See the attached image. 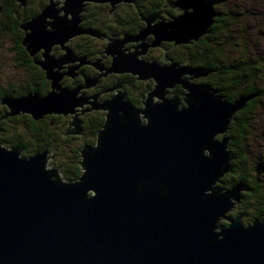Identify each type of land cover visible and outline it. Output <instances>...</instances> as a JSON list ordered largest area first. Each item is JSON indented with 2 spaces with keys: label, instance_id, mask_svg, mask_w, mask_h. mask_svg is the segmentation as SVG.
<instances>
[{
  "label": "water",
  "instance_id": "water-1",
  "mask_svg": "<svg viewBox=\"0 0 264 264\" xmlns=\"http://www.w3.org/2000/svg\"><path fill=\"white\" fill-rule=\"evenodd\" d=\"M90 1H110L114 9L130 0H63L57 9L50 0L22 26L29 52L45 49L43 66L53 83L45 96L5 98L11 115L28 113L39 120L85 108L78 89L55 91L59 76L50 64L75 60L72 51L66 47L58 59L49 52L52 45L87 32L79 27V14ZM165 2L182 14L173 21L158 11L146 18L139 14L145 29L108 42L106 53L113 56L108 71L153 78L156 88L143 109L122 92L102 104L106 121L96 147L81 150L83 172L77 180L62 181L46 169L45 151L26 157L0 145V264H264V221L244 224L243 215H226L241 201L242 184L222 186L221 178L230 171L229 137L216 138L226 132L232 113L255 94L228 104L209 85L182 80L185 74L205 76L208 70L178 63L160 67L138 57L160 40L200 39L217 14L210 2ZM155 18L161 21L149 25ZM147 34L154 40L147 42ZM129 41H140L133 52L122 49ZM177 83L189 91L183 95L184 107L174 96H164L166 87ZM72 123L76 129L67 133H80L77 117ZM221 219L228 225L221 226Z\"/></svg>",
  "mask_w": 264,
  "mask_h": 264
},
{
  "label": "rangeland",
  "instance_id": "rangeland-1",
  "mask_svg": "<svg viewBox=\"0 0 264 264\" xmlns=\"http://www.w3.org/2000/svg\"><path fill=\"white\" fill-rule=\"evenodd\" d=\"M9 1L15 2L16 11L21 10L20 12L24 14H26L28 9L30 11V9H33L34 7L40 8L42 2H46V3L48 2V0H23V3L21 4L18 0H9ZM57 1L58 0H55V2ZM61 1L58 2L56 9L63 6V3L61 4ZM107 2L110 3V1ZM200 2L202 4H207L208 2H210L211 9L214 8V10L217 12L215 17L213 18L214 22L209 27L207 32L204 35H202L200 39L194 40L192 38L193 40L191 42L178 43V44L177 43L175 44L172 40L169 41L160 40L157 45L148 46L145 53H149V55L151 54L153 57H159L160 61L163 62L165 61L164 65L174 63L173 61L169 62L170 59L169 56H172L174 59H178V61L180 62L186 61L185 63L184 62L181 63H183L182 65L184 66H188L189 65L188 61H190L193 58V55L195 54L194 51H196L199 47H201L203 43L208 42L211 50L216 54L217 53L219 54L222 63L223 62H225L226 64L233 63L235 65H240V66L241 64H243L245 65L244 67H247L246 64L248 65L249 63H253L254 61L255 62L257 61L258 64L261 65L260 77H258L257 74L255 75L254 80L258 88L264 86V0H200ZM156 3L160 4L158 8H155ZM118 4L119 5L114 7L112 12L109 11V8H107V6H103L101 8L98 6L99 7L98 9H92L93 6L89 5L88 7L91 10L87 12L88 16L79 22V26L83 28L92 27L93 29H96L98 31L102 29L101 31L107 34L111 32V34L108 35L110 37V39L108 40L109 42L110 40H114V39L121 40L124 38V35L136 36L139 33V31L145 29L146 22L141 19L139 14H141L142 17L146 18L152 13L158 11L160 17L168 21H173L177 16L182 14L181 11L172 8L167 2H165V0H130L129 4H125V3H118ZM46 5H49V2ZM43 10L44 8L40 12H42ZM189 11H192V8H190ZM40 12L35 13V16L32 15L31 13H28L26 15V18L31 17L29 19L31 20L35 18L37 15H39ZM134 12L136 15H134ZM5 17L6 15H4L3 12L0 13V18L4 19ZM69 18H71V15H69ZM217 18L219 19L218 21ZM49 19L50 18H48V21ZM131 20L136 21V22L134 21L133 24H131L133 26H136V28L138 27L137 30L136 28L134 29L136 30L135 32L134 30L128 31L130 26H128L127 25L128 23L126 24V22H129ZM159 21H161V19L155 18L152 22L149 23V25L152 26L153 24H156ZM84 25L86 27H84ZM127 28L128 30H126ZM112 32L118 35L112 34ZM77 40L80 41L81 43L84 42L85 44L87 43V41H89V39L86 37H84V39L80 37L77 38ZM145 40L147 42L153 41L154 40L153 34H147L145 36ZM98 42L101 43L100 41ZM89 43L90 42H88L87 45ZM193 43H196L197 45L192 47ZM102 44H97V46ZM139 44L140 41H129L124 43L122 49L131 47L133 52L134 47ZM88 50L89 51L87 52V54L88 53L92 54V52H94L93 48H88ZM141 55L143 56L144 54ZM16 56L17 54L13 49V44L7 41V39L4 38L3 36L0 37V83L1 84L9 83L8 80L13 79V77H16V79L19 78V80L20 79L22 80L24 78L25 71L20 66L19 68H16L14 66ZM161 56L163 60L160 58ZM138 57H140V55H138ZM196 67H199L198 64ZM116 73H127V72H116ZM110 74H114V73H110ZM186 75L187 78L185 80L189 82L196 81L198 79L197 77H195L194 79L196 80H192L188 77L190 75L189 73L185 74L184 76ZM191 76L192 75H190V77ZM148 79L150 78H147V80H143V79L139 80L138 78V80H136L135 82L138 89H136L135 91L132 90V96L134 98L133 99L134 101L132 99L128 100L126 97L125 100L129 101L137 108H141V107L144 108L149 93L156 88L155 84L157 83L156 80L153 78L150 79L151 81L154 80L153 83H151V81H148ZM199 79H203L202 76H199ZM48 81L52 82L51 79H48ZM81 82L83 85H87L88 81L84 80ZM150 83H151L150 86L151 88L150 90L147 91L145 87L148 86ZM200 83H205V82H200ZM136 86L134 87L136 88ZM92 87L94 86H91V88ZM262 89L253 92L252 94H255V96L264 97V90ZM188 92L189 91L186 89L185 93L182 92L183 94L180 93L179 95H177V97L181 99L182 106L186 105L185 101L183 100V95L187 94ZM175 95L176 93L174 87H166L164 91V96L166 98H171L172 96ZM240 97L232 101V103L230 104H234V102L238 100ZM154 98L155 97L153 96L152 99L154 100ZM250 99L251 98L247 99L244 102V104H247V102ZM258 105H256L253 108V111L255 112L253 113V117L247 120V122L248 121L249 122L247 125L248 126L247 130L246 132H244L245 137L243 139V142L245 148L248 150L247 152L248 155L245 158L247 162L242 164L243 166H246V168L250 171V173H252L253 176H256V179L261 181L262 183L264 180V99H263V103ZM76 108L83 109V107L81 106H75L74 111L76 110ZM238 110H240V108L237 109L235 112H237ZM234 113L232 115H234ZM98 115H99L98 112L97 113L94 112L92 116H98ZM65 116L68 117L62 121H58L57 123H52V124H50L51 121L49 120V118H44L43 121H46L48 123L46 125V131L41 132L40 134L41 136L39 137L36 136L37 137L36 140L33 138L28 140L27 139L28 134H27L26 141H30L32 144L35 145V147H40L41 150L39 152H43V151H45V153L47 152L45 154V161H44L46 169L48 170L55 169L57 172L56 173L57 176L62 181H75L78 178L75 180L68 179L69 176L71 175V172L69 170L71 169L72 171L73 169H75V167H79L80 172L81 173L83 172V167L81 164L83 160V156L81 154V150L85 147L86 143L87 145L96 147L97 136L101 129L96 133V129L94 127L93 129L95 131L92 128L90 129L91 127L90 125L85 123L86 127H84L83 126L84 123H82L80 133L68 134L67 133L68 129L76 127V125L73 124L72 121L74 120L75 117L78 118V116L73 114L72 112L65 114ZM81 117H83V115L79 116V119ZM232 121L233 119H231V122ZM230 123L228 124V127L230 126ZM15 124H16L15 122L14 124L10 122V126ZM5 125H8L7 122L5 123ZM15 126L18 127V129L22 127V125H15ZM1 136L2 135H0V141L1 139H3ZM228 136L230 137V130L227 129L226 132L216 135V138L222 141L224 137H228ZM23 138L25 139V136H23ZM6 139L7 138H5V140ZM2 143H4V145L0 143L1 146L5 148L8 147L11 149L12 147L10 146L11 142L7 141ZM23 143L24 141L22 142V144ZM12 148L19 149L20 155L25 156L23 155L24 154L22 151L23 148H18L16 146ZM227 150L230 152V156H231V160L229 163L231 168L232 160L234 163L239 164L240 159L232 153L229 146ZM30 156H26V157H30ZM256 167H258V169H255ZM229 176L230 173L227 172L223 175L221 179L226 178L225 179L226 182ZM219 184L221 183H218V185ZM240 190H241L239 191L240 195L241 193H244L242 195L244 196L243 202L242 203H240L241 201L234 202L235 205L231 210L227 212L226 215L230 217H236L238 214L236 216H232L234 212H238V213L245 212L246 214L242 217V221L244 224L252 223L254 219H260L264 221V216H262L264 214L254 216L256 212H260L264 210L261 209L264 208V184L260 192L250 191V193H248L247 191L244 190L243 187ZM237 207H239V209ZM223 223L228 224L227 220L221 219L220 225L222 226Z\"/></svg>",
  "mask_w": 264,
  "mask_h": 264
},
{
  "label": "flooded vegetation",
  "instance_id": "flooded-vegetation-1",
  "mask_svg": "<svg viewBox=\"0 0 264 264\" xmlns=\"http://www.w3.org/2000/svg\"><path fill=\"white\" fill-rule=\"evenodd\" d=\"M49 1L50 0H48V2ZM60 1L58 0L57 3ZM10 2H13V1H10ZM48 2L46 4H48ZM62 3H63V1H61V4ZM90 3H92V4H90ZM119 3L129 4V2H127V1H122ZM46 4L43 6V8L45 6H47ZM89 5L93 6L92 9H98L99 7L101 8L103 6H107V8H109V11H111V12L113 11V8L112 9L110 8V6L112 4L109 2H92V1L86 2L84 7H83V10L80 12L81 13L80 14L81 20L85 19L88 16L87 12L89 10H91L88 7ZM118 5L119 4L116 3L114 7H116ZM158 6H160V4L156 3V8H158ZM20 11L21 10L16 11V9H15L14 18L10 17V15H9V1L8 0H0V13L3 12L4 15H6V17L4 19L0 18V37L3 36L4 38L7 39V41H9L13 44V49L17 54V56L15 57L14 66L16 68H19V66H20L25 71V75H24V78L22 80L21 79L19 80V78L16 79V77H13V79L8 80L9 83H7V84H3V83L1 84L0 83V103H1L0 104V135H2L1 137L3 139L6 138L8 133L13 132L15 129H18V127H16L15 125H22V127H20V129L23 130V127H24V131L26 130L29 132L30 131L29 127H28V129H25V124H24L25 122L22 123V121H26L25 119L30 120V121L28 120V122H29L28 125H34V123H36V124L46 126L48 123L46 121H43L44 118H49V120L51 121L50 124H52V123H57L58 121H62L68 117V116H65V114L52 113V114H48V115L44 116L43 118H41L39 120H35L32 117V115L28 114V113H20V114H16V115H11L9 106L6 103H4L5 98L15 99V98H19L21 96L27 95L29 93H38L39 96H45L52 90L53 79L50 78V79H52V82L48 81L49 78L47 75V69L43 66V63L46 60V56L44 55L45 49L44 48L40 49L39 51L31 54L29 52V50L27 49V47L24 45L23 38L26 36L27 31L24 30V28L22 26L28 22L29 18H26V15H27V12H26V14H24V17H22V19L19 20L17 18V16H18V12H20ZM61 12H63V11H61ZM60 14L63 15L64 12L60 13ZM134 15H136L135 12H134ZM134 21L135 20H131L129 22H126V24L128 23L127 25L130 26L129 30H128V28L126 30L132 31L136 28V26L131 25V24H133ZM84 27H86V26L84 25ZM80 28L82 30H87V32L81 33L79 35H76V36L70 38L64 45H61L58 43L52 45L50 52H49V57H54L55 59H58V58L64 57V55L67 52L66 47H69V49L73 53L72 58H74L75 60L70 58V60L67 59L65 61V63H63L62 65H54L53 63H51L50 66H51L52 72L56 73L59 76L60 87L57 88L55 91L57 92V91L65 89V88H67V89H78L77 99L80 100V98H82L81 102L83 104H86V105H85V108H83V109L82 108L81 109L76 108V110L73 114L78 116L77 119L79 120L80 126H82V123H84V125H83L84 127H86V124H88L91 126L90 129L91 128L93 129V127H94L96 129V133H97L104 126L105 121H106V116H107V110L105 109V107L102 104L107 99H110L111 97H113L117 92H122L125 94V96L128 100H131V99L133 100L134 98L132 96V90L135 91L136 89H138V87L136 86V83H135L136 80H138V78H137V76H135L129 72H127V73H116L115 71H111V70L108 71V69L111 66L112 57H113L108 52L106 53L108 40L110 39V37L108 35H110L111 32L108 34L103 33V31H101L102 29L100 31H98L96 29H93L92 27H88V28L80 27ZM137 29H138V27L136 28V30ZM95 32H97L99 34H95ZM112 34L118 35L114 32H112ZM97 35H101V37L97 36ZM80 37H82L83 39H84V37L88 38L89 41H87V43L88 42H90V43L88 45H87V43L85 44L84 42L81 43L80 41L77 40V38H80ZM98 41H100L101 43H99ZM96 43L97 44L103 43V44L97 46ZM197 43H199V42H197ZM195 45H197V44L193 43L192 47H194ZM88 48H93V50L95 48H97V49H95L94 52H92V54H90V53L87 54V52L89 51ZM126 49H127L126 52L132 51L131 47L126 48ZM195 52L196 51H194V53ZM141 57H144L148 60L152 59V60L160 61L159 57H153L151 54L149 55V53H146L143 56L140 55V58ZM151 57H153V58H151ZM169 57H170L169 62L173 61L174 63H178L177 62L178 59H174L172 56H169ZM160 58L162 59V56ZM49 62H51V61H49ZM160 62L163 63V61H160ZM181 62L185 63L186 61H181ZM181 62L179 61V63H181ZM254 62L249 63L248 65L246 64L247 67H244L245 65H243V64H241V66H240V65H235L233 63H227V64L225 62L222 63V60L220 59L221 65H217L218 64V62H217V64L214 63V65L216 67H208V66L205 67V69L208 70L209 72L206 74V76L202 77L203 79H199V77H197L198 78L197 80L194 79L196 81H190L189 83H191V82L192 83L193 82L194 83L205 82L207 84L209 83L212 85V87L214 88L216 93L218 95H220L224 101H226L227 103H232V101L235 100L234 96L238 93L237 91H239V88H243V85L246 84L244 82V80H243V82L240 81V79L242 78V77H240L241 72L243 75V79L245 78V75H249L248 72H253V71H255V73H256L255 75H257L259 73L258 77H260V70H261L260 66L261 65L258 64L257 61L255 63ZM188 63L192 67L197 66V64L192 63V59L190 61H188ZM85 66H87L88 68ZM41 72L44 75L45 82L46 81L48 82L49 89H48L47 93L41 94L38 91H29L25 94L16 95L17 92L19 90H21L22 86H24L27 82H29V80L32 77L34 78V80L39 81V85H41L42 81H43L42 77L40 75ZM110 73H114V74H110ZM186 78H187V75L182 76V79H186ZM79 79H81V80H79ZM88 79L94 80L93 84L91 85L94 87H92V88H91V86L85 87L86 85L82 84L81 81H84V80L88 81ZM151 83H153V81H151ZM151 83L145 87V89L147 91L150 90ZM87 84H89V82H87ZM134 86H136V88ZM174 88H175V93H176L175 96L179 95L180 93L183 94L182 92L186 91V88H184L183 85H180V84L177 86H174ZM262 88H264V86L260 87V89H262ZM262 90H264V89H262ZM243 95L248 96V94H244V93L240 94V96H243ZM263 99H264V97L254 95V97L251 98L248 101V103L245 104L238 111L239 114L236 118H234L235 114L232 115V119L233 118L234 119L232 121L233 124L229 129L230 130V137L228 136L229 137L228 146L231 149L232 153L236 157H238L239 159H245L248 155L247 154L248 150L245 148V145L243 142V139L245 137L244 132H246V130L244 131V127H246V126H244V124L242 125L243 121L247 123V121H246L247 119L244 120L247 117V113H248L247 108L250 109L249 116H250V118H252L253 113H255L253 111V108L258 104H262ZM94 112H96V113L98 112L99 115L98 116H92ZM81 115H83V117H81L79 119V116H81ZM6 122L8 125H5ZM10 122L13 124L15 122L16 124L10 126ZM18 123H20V124H18ZM93 124H95V125H93ZM85 129H87V128H85ZM3 139H1V141ZM25 144H27V145H25ZM3 145H4V143H3ZM31 145H34V144H32L30 141H27L24 143V146H31ZM18 146H20V145H18ZM22 151H23V149H22ZM240 166L246 167V166H243L242 163L237 164V163H234L232 160V167L230 168V171H229L230 176L226 180V182H225L226 178L221 179L222 186H224L225 188H229V187H232L234 185V182L236 179L235 175L237 174L236 168H239ZM255 169H258V167H256ZM255 178H256V176H255ZM242 187L245 189V191H253V190H251L252 189L251 187H247V189L243 185H242ZM243 199H244V196H242V200L240 203L243 202ZM237 208L239 209V207H237ZM261 209H264V208H261ZM237 213L238 212H234L233 214H237ZM239 213H241V212H239ZM241 214L244 216L246 213L243 212ZM262 214H264V210H262L260 212H256V214L254 216L262 215Z\"/></svg>",
  "mask_w": 264,
  "mask_h": 264
},
{
  "label": "trees",
  "instance_id": "trees-1",
  "mask_svg": "<svg viewBox=\"0 0 264 264\" xmlns=\"http://www.w3.org/2000/svg\"><path fill=\"white\" fill-rule=\"evenodd\" d=\"M45 4H46V2H42L40 8L34 7L33 9H30V11L28 9L27 12L29 11L28 13H31L32 15L35 16V13L40 12ZM9 7H10L9 8V15H10V17L14 18L15 9H16L15 8L16 7L15 2H10L9 1ZM155 8H156V6H155ZM153 11H154V9H153ZM22 17H24V13L18 12L17 18L19 20H21ZM30 18L31 17H29V19ZM218 18H217V21L219 20ZM135 31L136 30H134V32ZM177 62H179V61H177ZM217 62H218V64H217ZM192 63L198 64V66H203V67H206V66H208V67H216L214 65V63L217 64V65H221L219 54L218 53L216 54L215 52H213L211 50V48L209 47L208 42L203 43V45H201V47H199L196 50V52H195V54L193 55V58H192ZM248 73H249V75H245V78L243 79V75H242V72H241L240 77H242V78L240 79V81L243 82V80H244V82L246 84L243 85V88H239V91H237L238 93L234 96L235 99L240 97L241 93L252 94L253 92L259 91L260 88H258V86H256V82L254 80L255 74H256L255 71L248 72ZM40 75H41L42 80H43L41 85H39V81L34 80V78L32 77L29 80V82H27L24 86H22L21 90H19L16 95L25 94V93H27L29 91H38L41 94L47 93V91L49 89L48 82L47 81L45 82L44 75H43L42 72L40 73ZM148 81H150V80H148ZM247 110H248L247 117L244 120H246V119L249 120L250 119V116H249L250 109L247 108ZM238 111L234 113L235 114L234 118H236L238 116V114H239ZM25 120L26 121H22V123L25 122L24 123L25 124V129H28V127H29L30 131L29 132L26 131V130L24 131V129L21 130L20 128L19 129H15L13 132L8 133V135L6 136V138H7L6 140L11 142L10 146H12V147L16 146L18 148H23V153H24L23 155L30 156V155L35 154L37 151H40L41 149H40V147H35V146H24V143L27 142L26 141L27 134H28V137H27L28 140H30L31 138L36 140L37 137L41 136L40 135L41 132H45L46 131V126L45 125L36 124V123H34V125H28L29 124V122H28L29 119L28 120L25 119ZM232 124H233V122L230 123V126H229L228 130L230 129ZM243 124H244V126L247 127L248 122L246 123V122L243 121L242 125ZM246 127H244V131L247 130ZM23 136H25V139L23 138ZM6 140L4 139L3 141H0V143L3 144L2 142H7ZM23 141H24V143L22 144ZM18 145H20V146H18ZM85 146H89V145H87V143H86ZM240 162L241 163H246L247 161L245 159H240ZM79 169H80L79 167H75V169H73L72 171L70 169L69 171L71 172V175L69 176L68 179L69 180H75V179L79 178L80 173H81ZM236 171H237V174L235 175L236 179H235V182H234L233 186L241 183L246 189H247V187H251L252 188L251 190H253V192H260L262 190V186L264 184V181L261 183V181L257 180L255 178V176H253L252 173H250V171L246 167L240 166L239 168H236ZM247 192L250 193V191H247ZM242 195H243V193H242ZM237 214H232V216H236ZM262 216H264V215H262ZM226 225H228V224L227 223H223V226H226Z\"/></svg>",
  "mask_w": 264,
  "mask_h": 264
},
{
  "label": "bare ground",
  "instance_id": "bare-ground-1",
  "mask_svg": "<svg viewBox=\"0 0 264 264\" xmlns=\"http://www.w3.org/2000/svg\"><path fill=\"white\" fill-rule=\"evenodd\" d=\"M99 34V33H98ZM89 35V34H88ZM193 40V39H192ZM191 40V41H192ZM191 41H189V42H191ZM174 42V41H173ZM175 43V42H174ZM144 54H146V53H144ZM143 59H146V58H144L143 57ZM148 59H146V61H147ZM148 61H155L156 63H158L159 64V66L160 67H163V66H165L164 65V62L162 63V62H160V61H158V60H148ZM178 64H180V65H182V63H178ZM167 65H169V64H167ZM182 66H184V65H182ZM184 67H188V68H204L205 69V67H203V66H199V67H192V66H190V64L188 65V66H184ZM190 75H192V74H190ZM190 75H189V78L190 79H192V80H194V78L195 77H197V76H194V75H192L191 77H190ZM203 77V76H202ZM150 79H152V78H150ZM150 79H148V80H150ZM143 80H147V79H143ZM183 81H186V82H188L189 83V81H187V80H185V79H182ZM154 81V80H153ZM194 83V82H193ZM177 84H179V83H177ZM176 84V85H177ZM200 84H206V85H209V84H207V83H200ZM181 85V84H180ZM212 89H214L211 85H209ZM118 88V87H117ZM185 93V92H184ZM155 98H154V100H156V101H159L160 100V98H158V97H156V96H154ZM175 98H177L178 99V101H179V106L180 107H184V106H182L181 105V99L179 98V97H177V96H174ZM186 103V102H185ZM229 104V103H228ZM141 109H143V107H141ZM70 113V112H69ZM72 113H74V111L72 112ZM234 113V112H233ZM232 113V114H233ZM81 127V126H80ZM229 127H227V129H228ZM76 129V127L75 128H70V129H68V131L69 130H71V131H73V130H75ZM218 139V138H217ZM90 146V145H89ZM228 148V147H227ZM228 151V150H227ZM229 152V151H228ZM229 155H230V152H229ZM230 158H231V156H230ZM231 160V159H230ZM51 170H54L55 171V173H57L56 172V170L55 169H51ZM241 196H242V193H241ZM219 230V229H218Z\"/></svg>",
  "mask_w": 264,
  "mask_h": 264
}]
</instances>
